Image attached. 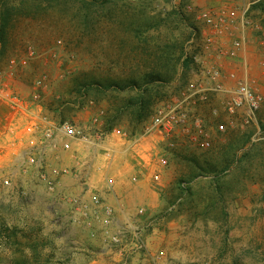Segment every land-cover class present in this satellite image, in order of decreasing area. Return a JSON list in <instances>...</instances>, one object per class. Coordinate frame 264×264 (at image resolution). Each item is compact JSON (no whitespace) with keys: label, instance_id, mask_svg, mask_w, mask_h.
<instances>
[{"label":"rangeland","instance_id":"1","mask_svg":"<svg viewBox=\"0 0 264 264\" xmlns=\"http://www.w3.org/2000/svg\"><path fill=\"white\" fill-rule=\"evenodd\" d=\"M252 1L235 4L240 13L247 8L248 24L238 22L232 35L243 40L245 50L223 63L247 76L264 97L259 63L264 0ZM228 2L0 0V25H5L0 32V84L9 78L24 94H38L46 114L71 122L88 120L95 108L85 101L94 99L107 119L116 117L113 129L129 139L138 137L151 116L139 117L134 102L142 98L149 110H156L180 92L161 97L182 86L183 91L197 77L181 61L184 52L195 54L188 43L193 39L190 27L198 24L184 7ZM28 46L35 54L6 77L10 61L25 56ZM202 51L198 49L200 55ZM156 75L161 82L145 83ZM42 76L37 88L33 82ZM224 100L223 95L207 96L194 106L210 147L178 132L166 141H151L144 151L135 150L138 155L134 150L128 154L137 167L160 170L159 181L150 179L156 204L142 207L145 251L135 250L133 239L121 250L108 248L102 224L85 220L89 213L83 216L81 206L71 200L80 195L62 183L50 191L33 172L15 169L10 185L3 186L13 163L1 139L0 264H151L152 259L154 264H264V103L251 121L243 112L229 117ZM6 115L0 103V136L9 122ZM222 122L226 127L219 132L215 125Z\"/></svg>","mask_w":264,"mask_h":264},{"label":"built area","instance_id":"2","mask_svg":"<svg viewBox=\"0 0 264 264\" xmlns=\"http://www.w3.org/2000/svg\"><path fill=\"white\" fill-rule=\"evenodd\" d=\"M239 1L230 0L218 7H206L195 9L191 4L186 5L184 10L192 12L197 21V28L194 31L193 39L188 43V48L194 47L195 54L192 55L196 65L195 73L197 77L189 80L183 91L173 97L169 103L160 105L150 121L145 125L143 132L138 137L129 139L120 130L114 128L110 132L103 131L104 110L97 107L96 102L89 100L86 107L95 108L90 112V118L83 123L71 122L53 118L45 113L43 105L39 102L36 93H22L21 90L10 82L9 78L4 79L0 84V103L7 110L9 122L3 126V135L10 136L9 142L12 144L8 154H11L13 167L9 174L1 180L3 186L10 185L11 173L17 169L20 172H33L40 181L44 182L50 191L61 185L63 176L71 175L78 179L82 195L73 197L71 200L83 209L82 214L90 215L86 217L88 223L97 221L102 224V232L107 242L108 248L121 250L128 240L133 239L135 250H146V246L141 238L142 225L145 220L141 218L144 212L142 207L135 211L133 220L119 222L116 219L115 207L105 202L104 198L96 191L89 182L88 170L89 158H75L74 165L64 164L65 153L83 154L90 153V156L101 155L105 160L111 159L115 152L109 147H102L107 136L116 135L127 142V152L140 148L144 151V141H166L172 134L180 132L189 136L191 140H200L205 148L210 147V135L204 130L199 108L194 106L197 101L205 100L207 96H224V110L229 117H233L243 112L246 120L255 121L256 113L264 103V97L257 92L252 81L247 76L238 74L234 69L222 68V61L234 60L244 52V42L242 39L232 38L233 30L240 22L242 25L248 24L245 19V11L240 13L236 7ZM261 0H254L251 3ZM256 29L262 31L259 25ZM262 44L264 43V32L262 34ZM203 50V55L198 53ZM187 53H190L187 51ZM35 54L33 47L28 46L25 56L13 58L8 69L4 71L5 76L11 77L13 69L17 66L27 64L28 58ZM259 63L264 67V53L261 54ZM198 73V74H197ZM45 76L35 79L33 84L37 88L41 87ZM213 114H217L214 109ZM219 132L225 130V123H216ZM101 147V150L98 148ZM135 151V152H136ZM136 155L138 153L136 152ZM163 164L165 160L160 157ZM147 165H151L147 162ZM95 171L102 172L97 166ZM159 169H154L150 175L153 182L159 181ZM105 188L112 190L113 179L107 175H102ZM137 181V176L131 178ZM88 192V199L83 195ZM158 254L162 255L160 251ZM157 255V254H156ZM153 258V257H152ZM154 260L152 259V263Z\"/></svg>","mask_w":264,"mask_h":264},{"label":"crops","instance_id":"3","mask_svg":"<svg viewBox=\"0 0 264 264\" xmlns=\"http://www.w3.org/2000/svg\"><path fill=\"white\" fill-rule=\"evenodd\" d=\"M227 70L229 65L223 63ZM23 93V92H22ZM85 119L76 120L77 123H83ZM2 139V140H1ZM10 136L2 135L0 140L5 144L6 150L11 149V143L9 142ZM152 142L148 139L144 141V148H149ZM102 147L111 148L115 154L108 161L101 155L90 156V153L74 154L65 153L64 159L67 165H74L75 158L81 159L83 157L89 158L88 170L92 169L89 175V182L93 186V190L98 192L107 202L115 207L116 219L119 222H127L133 220L135 215L136 207H144L145 209L151 208L156 204V192L150 183V175L153 172V167L146 166L145 168H139L136 163H133L127 152V142L116 135L110 134L107 136ZM101 150V147L98 148ZM6 151V153L8 152ZM5 153V154H6ZM6 156V155H5ZM143 156L147 158L146 153ZM77 162V161H76ZM97 166L101 167L102 172L98 173L95 171ZM107 175L113 179L112 190L108 191L105 188V182L102 175ZM137 176V181L133 182L131 178ZM62 184L65 189L70 193H77L82 195L83 191L77 178L71 175L62 177ZM90 194L86 192L83 197L88 199Z\"/></svg>","mask_w":264,"mask_h":264},{"label":"trees","instance_id":"4","mask_svg":"<svg viewBox=\"0 0 264 264\" xmlns=\"http://www.w3.org/2000/svg\"><path fill=\"white\" fill-rule=\"evenodd\" d=\"M177 13L179 15H181L180 17L183 18V14L179 11H177ZM177 14V16H178ZM179 17V16H178ZM5 28V25H0V32H3ZM193 31V34H194V31L195 29L197 28L196 25H192V27H190ZM181 61H182V65L185 67L186 71L188 72L189 75H191L194 70H195V63L193 62V58H192V54L191 53H183L181 54ZM161 82V79L160 77H158V75L156 76H150L149 78H146L145 79V83L149 84V83H159ZM184 85V84H183ZM186 85V84H185ZM181 87V86H180ZM184 86H182L181 88H178V89H175L174 91H170L169 93L165 94L163 97L161 98H166V97H169V96H175L176 94H178L179 92H181L182 88ZM94 101V99H91ZM163 100V99H162ZM87 100L85 101V104H86ZM149 102L147 101H143V99H139L138 101L134 102V106L137 105V108H136V114L139 115V117H141L142 115H147L150 117L153 115L154 113V109H151L149 110V106H148ZM82 106L84 105L83 103L81 104ZM115 122H116V117H112V118H108L106 117V113L104 114V117H103V131L105 132H110L113 127L115 126Z\"/></svg>","mask_w":264,"mask_h":264}]
</instances>
